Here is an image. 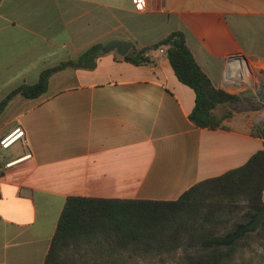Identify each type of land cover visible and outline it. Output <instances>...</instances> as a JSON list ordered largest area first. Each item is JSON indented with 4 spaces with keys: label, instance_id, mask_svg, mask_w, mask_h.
<instances>
[{
    "label": "crops",
    "instance_id": "0c3cea01",
    "mask_svg": "<svg viewBox=\"0 0 264 264\" xmlns=\"http://www.w3.org/2000/svg\"><path fill=\"white\" fill-rule=\"evenodd\" d=\"M134 1L0 0V102L96 44L130 53L181 31L215 87L264 108V0H147L143 10ZM145 56L134 65L103 52L92 70L53 73L38 98L9 100L0 141L17 129L23 137L0 148V264H43L68 197L175 201L262 149L249 130L264 109L196 127L192 89L162 50Z\"/></svg>",
    "mask_w": 264,
    "mask_h": 264
},
{
    "label": "trees",
    "instance_id": "16d2710c",
    "mask_svg": "<svg viewBox=\"0 0 264 264\" xmlns=\"http://www.w3.org/2000/svg\"><path fill=\"white\" fill-rule=\"evenodd\" d=\"M102 48L96 44L78 58L44 70L37 83L22 85L5 97L0 114L15 95L35 99L44 94L57 71L94 69ZM158 49L176 78L194 92L189 120L199 128H226L230 106L240 96L212 84L183 32L132 49L122 59L148 64L145 54ZM260 100L264 104V91ZM220 107L227 109L217 115ZM249 133L263 140L260 151L244 165L195 184L175 201L68 197L43 264H264V122L252 125Z\"/></svg>",
    "mask_w": 264,
    "mask_h": 264
},
{
    "label": "built area",
    "instance_id": "2783aa9c",
    "mask_svg": "<svg viewBox=\"0 0 264 264\" xmlns=\"http://www.w3.org/2000/svg\"><path fill=\"white\" fill-rule=\"evenodd\" d=\"M147 0H135L134 5L136 10H143L146 7ZM264 119V114H263ZM23 137V132L19 131V129L15 130L12 134L8 135L4 139L0 141V148L6 149L16 140Z\"/></svg>",
    "mask_w": 264,
    "mask_h": 264
},
{
    "label": "water",
    "instance_id": "95a60500",
    "mask_svg": "<svg viewBox=\"0 0 264 264\" xmlns=\"http://www.w3.org/2000/svg\"><path fill=\"white\" fill-rule=\"evenodd\" d=\"M129 49H130V46L129 45L124 44V43H117V42H115V43H110L107 46H105L102 51L104 53H108L110 51L116 50V52L120 56H125L128 53Z\"/></svg>",
    "mask_w": 264,
    "mask_h": 264
},
{
    "label": "rangeland",
    "instance_id": "374dc122",
    "mask_svg": "<svg viewBox=\"0 0 264 264\" xmlns=\"http://www.w3.org/2000/svg\"><path fill=\"white\" fill-rule=\"evenodd\" d=\"M232 109H236L237 111H241V110H250V109H258V111H263L262 109H264V108H263V105L258 106V105H255V104H254V107H252V108H251V106H247V107H245V106L238 105V104L235 102V103L231 106V110H232ZM218 112H219V113H223V112H224L223 107L220 108V109L218 110Z\"/></svg>",
    "mask_w": 264,
    "mask_h": 264
}]
</instances>
